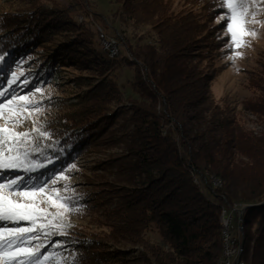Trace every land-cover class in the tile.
Instances as JSON below:
<instances>
[{
  "label": "trees",
  "instance_id": "obj_1",
  "mask_svg": "<svg viewBox=\"0 0 264 264\" xmlns=\"http://www.w3.org/2000/svg\"><path fill=\"white\" fill-rule=\"evenodd\" d=\"M14 1L9 16L0 14V57L9 66V56H27L16 86L55 78L61 66L96 73L85 84L75 78L87 88L60 103L49 128L56 133L39 150L43 167L30 181L40 184L76 154L121 146L98 165V187L84 209L100 232L70 235L74 263L217 264L220 210L236 202L245 205L240 259L264 264V133L245 130L231 100L195 92L203 85L198 66L174 62L192 51L209 57L203 15L175 10L174 0H115L121 25L151 29L141 47L151 52L137 42L131 55L115 58L101 50L89 22L76 19L87 14V0ZM121 63L133 70L126 85L113 77ZM255 105L264 116V94Z\"/></svg>",
  "mask_w": 264,
  "mask_h": 264
},
{
  "label": "rangeland",
  "instance_id": "obj_2",
  "mask_svg": "<svg viewBox=\"0 0 264 264\" xmlns=\"http://www.w3.org/2000/svg\"><path fill=\"white\" fill-rule=\"evenodd\" d=\"M21 3V2H19ZM87 14L79 15L76 19L81 22L87 20L93 30L97 33L101 29L108 36H114L118 42L119 54L116 57H122L124 55H131L129 48H136L139 42V51L143 53H149V48H141L146 45V42L150 40L148 34L150 27L140 25L139 28L135 26L121 25L118 21V4L115 0H87ZM18 6L14 0H0V14L9 16L10 12ZM193 9L195 12L202 14V21L204 20L205 28L209 31L206 37L201 38V42L205 41L209 44L206 46L211 49L209 57H201L195 55L199 51H192L189 56L178 55L179 59L174 58L176 66L181 64L182 66L195 65L200 68V74L202 75V84L199 83L195 86V92L201 95L211 90L216 99H229L234 106V112L238 119V122L242 127L255 135H261L264 133V116L258 114L257 107L258 98L261 94H264V2L261 0H252L250 5L249 20L253 19L251 13H256L254 19L255 23H249L247 28L249 30H255L256 36H246L245 40L248 44L241 48L233 47L231 50L227 47L230 43L229 34L224 23L221 22L222 16L225 14L224 7H222L220 0H174L175 10L182 8ZM7 12V14H5ZM99 43V40L97 38ZM100 46V45H99ZM101 48V46H100ZM102 50V48H101ZM241 52L243 55L235 57V52ZM174 56V54H173ZM13 59L9 66L4 61L3 57H0V91H4L11 84L13 90L18 95H27L32 99L39 102L41 111L36 113L34 109H29L31 114L29 119L23 121V123L16 128L18 132L30 131L35 126L40 129V132L49 133V137L56 132L50 131L51 122L59 120L63 102L65 103L68 98H71L73 93L78 90H84L87 88L85 85H79L75 78H81L82 83L85 81L90 82L94 78H89L88 75L96 74L91 70L82 69L78 74V70H74L73 66H61L60 69H55L57 77L53 78L50 74L46 79H36L32 84L27 85L25 88L20 89L15 83L25 74V69H28L30 62H23L27 56L24 54L21 59L18 58L19 54L15 56H9ZM115 57V58H116ZM188 61V65L185 61ZM30 61V60H29ZM199 62L197 64L196 62ZM59 67V66H58ZM197 67V68H198ZM81 75L79 77L78 75ZM113 77L119 83L126 85L127 78L133 76V70L126 64L121 65L114 70ZM83 76L85 79L83 80ZM91 79L90 81H88ZM14 81V83H12ZM86 82V83H87ZM36 89H40L39 92ZM127 90V88H125ZM126 92V91H125ZM126 94V93H125ZM197 96V95H195ZM65 100V101H64ZM73 99H71L72 101ZM124 105L128 104L124 99L122 102ZM128 110L124 111L128 114ZM257 112V113H256ZM262 112H264L262 110ZM5 121L0 119V125H4ZM11 127V124L7 125ZM114 126V124H113ZM40 132H32L31 136L33 142L30 144L29 162H37V158L46 145L45 142H50V138L41 137ZM121 146H107L104 151L86 152L84 154H76L68 163L58 167L56 173L50 174L43 181L48 180V185L51 186L52 180L56 176L65 175L68 179L58 182L56 187L59 189L60 194L65 197L71 198L72 206L76 211L66 213L65 224L66 227L60 231L66 233L65 235H53L48 239L41 237L40 240L33 241L31 247L35 248L37 244H43L44 247L40 249V259L44 261V264H75L72 260V236L78 235L76 232H84L90 234V232H100L95 228V225L91 222L95 221L92 211L89 212L86 207V198L98 187L96 183V176L101 173L99 168L100 162L108 158L109 155L120 153ZM38 164V163H37ZM99 165V166H98ZM74 166V167H73ZM32 171H4L0 172V179L8 181L12 178L23 177L26 184L32 185L30 175ZM216 178H212V181ZM95 180V181H94ZM218 181V180H217ZM41 182L40 184H42ZM67 183L68 189L65 190L63 185ZM219 183V181L217 182ZM38 184V185H40ZM221 184V183H220ZM220 184L216 186H220ZM245 205L240 208V211L234 210L233 215V229L231 233L237 237V244L240 246L239 254L242 251L243 240L242 232L243 224V212ZM49 211L55 212V208L49 209ZM239 212V213H238ZM70 225V226H67ZM255 225H252V229ZM250 232V226L248 227ZM221 235V229H220ZM221 242V236H220ZM28 246V245H25ZM128 248L129 245H120V247ZM44 257H48L44 260ZM240 257V255H239ZM243 261V260H242ZM244 262V261H243ZM233 263H235L233 259ZM245 264V263H244Z\"/></svg>",
  "mask_w": 264,
  "mask_h": 264
},
{
  "label": "snow or ice",
  "instance_id": "obj_3",
  "mask_svg": "<svg viewBox=\"0 0 264 264\" xmlns=\"http://www.w3.org/2000/svg\"><path fill=\"white\" fill-rule=\"evenodd\" d=\"M225 14L221 22L225 24L229 34V50L233 47L241 48L248 44L246 36H256L255 30H249L247 25L255 23L256 13H251L248 19L252 0H220ZM264 2V0H261ZM243 55L235 52V57ZM14 83V81L12 82ZM37 92L40 89H36ZM29 109L36 113L41 111L39 102L27 95H18L11 84L4 91H0V119L5 121L0 125V172L4 171H33L43 165L29 162L28 148L33 142L32 132H40L33 125L30 131L18 132L24 120L29 119ZM11 124V127L7 125ZM41 137H49V133L40 132ZM74 167V166H73ZM48 180L40 185H29L23 177L12 178L8 181L0 179V264H44L40 259V249L44 245L31 247L33 241L41 237L48 239L53 235H65L60 231L66 227V213L76 211L71 198L60 194L56 187L59 181L67 180L65 175ZM65 183L63 188L67 190ZM55 208L52 212L49 209ZM70 226V225H67ZM28 245V246H25ZM48 257H44L47 260Z\"/></svg>",
  "mask_w": 264,
  "mask_h": 264
},
{
  "label": "built area",
  "instance_id": "obj_4",
  "mask_svg": "<svg viewBox=\"0 0 264 264\" xmlns=\"http://www.w3.org/2000/svg\"><path fill=\"white\" fill-rule=\"evenodd\" d=\"M99 34V42L104 45V50L106 51V55H115L112 50V41H117L114 36H108L101 29L98 30ZM240 203H237V209ZM233 215L234 211H227L226 204V218H227V229H226V251L224 256L225 264H234L233 259L236 256L237 251V237L233 236L231 230L233 229Z\"/></svg>",
  "mask_w": 264,
  "mask_h": 264
},
{
  "label": "bare ground",
  "instance_id": "obj_5",
  "mask_svg": "<svg viewBox=\"0 0 264 264\" xmlns=\"http://www.w3.org/2000/svg\"><path fill=\"white\" fill-rule=\"evenodd\" d=\"M97 38L99 40V34L97 33ZM102 50L106 53V51L104 50V45L100 44ZM112 50H113V54L115 55H107L109 57H116L119 54V49H118V42L117 41H112ZM218 179H214L213 180V184L214 185H218L220 184L217 183ZM243 207V204L238 205V211H240V208ZM235 209H237V203L236 202H232V203H227V211H234ZM239 213V212H238ZM219 221H220V225H221V257L219 258L217 264H225L224 261V256H225V251H226V229H227V218H226V204L222 205L221 210H220V214H219ZM238 243V242H237ZM239 251H240V246L237 244V251H236V256L234 257V264H244V262L240 259L239 257Z\"/></svg>",
  "mask_w": 264,
  "mask_h": 264
}]
</instances>
